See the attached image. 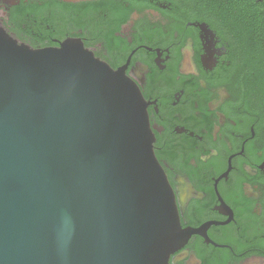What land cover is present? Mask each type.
Wrapping results in <instances>:
<instances>
[{
    "label": "flooded vegetation",
    "instance_id": "flooded-vegetation-1",
    "mask_svg": "<svg viewBox=\"0 0 264 264\" xmlns=\"http://www.w3.org/2000/svg\"><path fill=\"white\" fill-rule=\"evenodd\" d=\"M0 28L79 39L140 88L182 228L202 229L169 264H264V0H0Z\"/></svg>",
    "mask_w": 264,
    "mask_h": 264
},
{
    "label": "water",
    "instance_id": "water-1",
    "mask_svg": "<svg viewBox=\"0 0 264 264\" xmlns=\"http://www.w3.org/2000/svg\"><path fill=\"white\" fill-rule=\"evenodd\" d=\"M154 141L124 68L0 28V264H169L202 229L182 228Z\"/></svg>",
    "mask_w": 264,
    "mask_h": 264
},
{
    "label": "trees",
    "instance_id": "trees-1",
    "mask_svg": "<svg viewBox=\"0 0 264 264\" xmlns=\"http://www.w3.org/2000/svg\"><path fill=\"white\" fill-rule=\"evenodd\" d=\"M22 14H26V11H22L21 12ZM21 13H19V14H21ZM29 14H30V18H32V19H37L38 18V16L39 15H41V13H39L38 11H29L28 12ZM42 17H44V18H46V19H51V17H49V16H42ZM41 17V18H42ZM38 19H40V18H38ZM256 31V30H255ZM252 49H254L253 50V53H252V56L253 57H264V49L263 48H261V47H254V48H252ZM263 71H262V68L260 69V74L262 73ZM261 77L263 78V75H261ZM258 78V80H256L255 81V85H256V87L258 88V91L260 92V90H264V79H262V78ZM261 93V92H260Z\"/></svg>",
    "mask_w": 264,
    "mask_h": 264
}]
</instances>
